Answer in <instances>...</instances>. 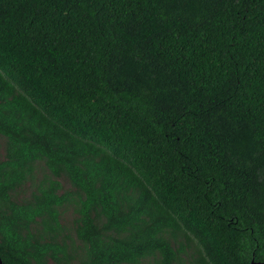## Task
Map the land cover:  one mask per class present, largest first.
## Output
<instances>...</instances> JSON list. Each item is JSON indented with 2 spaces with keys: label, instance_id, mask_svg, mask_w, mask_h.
I'll list each match as a JSON object with an SVG mask.
<instances>
[{
  "label": "trees",
  "instance_id": "1",
  "mask_svg": "<svg viewBox=\"0 0 264 264\" xmlns=\"http://www.w3.org/2000/svg\"><path fill=\"white\" fill-rule=\"evenodd\" d=\"M182 233L264 262V0H0L4 263L179 264Z\"/></svg>",
  "mask_w": 264,
  "mask_h": 264
},
{
  "label": "rangeland",
  "instance_id": "2",
  "mask_svg": "<svg viewBox=\"0 0 264 264\" xmlns=\"http://www.w3.org/2000/svg\"><path fill=\"white\" fill-rule=\"evenodd\" d=\"M2 153L3 150L1 149V154ZM39 166L40 167H38V170L36 172L37 179H41L45 174L43 165L40 164ZM62 181L64 183L65 189L72 190V186L67 180H62ZM35 184H36V180H35ZM33 189H34V183L31 182L27 183L20 190L18 197L20 199L29 197ZM61 219H62L63 229L60 232L59 240H61L63 243L66 242L68 246L69 245L71 246L74 240L76 239L75 226H76L77 214L74 203L66 204L61 209ZM178 241L179 242H176L178 246L184 244L185 247V252L181 254V261L179 264H201L198 261L200 254H199V248L197 242L195 240L194 241L187 240L183 233L178 238ZM77 246H79V243L77 244ZM146 263H148L147 260Z\"/></svg>",
  "mask_w": 264,
  "mask_h": 264
},
{
  "label": "water",
  "instance_id": "3",
  "mask_svg": "<svg viewBox=\"0 0 264 264\" xmlns=\"http://www.w3.org/2000/svg\"><path fill=\"white\" fill-rule=\"evenodd\" d=\"M0 264H5L3 259H2V257H1V255H0ZM251 264H264V262L263 261H255V260H253L251 262Z\"/></svg>",
  "mask_w": 264,
  "mask_h": 264
}]
</instances>
